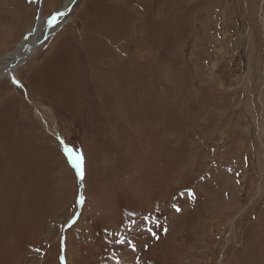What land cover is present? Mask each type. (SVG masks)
Masks as SVG:
<instances>
[{
	"label": "rangeland",
	"instance_id": "1",
	"mask_svg": "<svg viewBox=\"0 0 264 264\" xmlns=\"http://www.w3.org/2000/svg\"><path fill=\"white\" fill-rule=\"evenodd\" d=\"M68 1L0 0V264H264V0Z\"/></svg>",
	"mask_w": 264,
	"mask_h": 264
},
{
	"label": "bare ground",
	"instance_id": "2",
	"mask_svg": "<svg viewBox=\"0 0 264 264\" xmlns=\"http://www.w3.org/2000/svg\"><path fill=\"white\" fill-rule=\"evenodd\" d=\"M68 1V0H67ZM74 1L73 0H69L66 4H65V6L63 7V13H62V15H63V17H64V15H65V13L68 11V9H67V5L68 4H74L73 3ZM62 17V18H63ZM61 19V18H60ZM57 21V20H56ZM52 22V21H51ZM55 23V22H54ZM57 23V25H59L60 23L57 21L56 22ZM51 33V32H50ZM50 33H48V35L47 36H49L50 35ZM35 36V35H34ZM39 37H35L34 38V40H32V41H30V43H29V46H30V48H25L23 45H22V53H20V54H18V55H13V56H10L9 58H8V63L10 64V65H12V64H14L15 62L17 63V62H19L20 60H26L28 57H30L31 55H32V51H33V49H34V47H35V45L37 44V41L39 40L38 39ZM41 38V37H40ZM32 48V49H31ZM6 59V58H5ZM7 64V63H6Z\"/></svg>",
	"mask_w": 264,
	"mask_h": 264
},
{
	"label": "water",
	"instance_id": "3",
	"mask_svg": "<svg viewBox=\"0 0 264 264\" xmlns=\"http://www.w3.org/2000/svg\"><path fill=\"white\" fill-rule=\"evenodd\" d=\"M68 11H69V9H68ZM61 16H62V14H59V15L55 16V17H54V21L57 20V19H58L59 17H61ZM54 21H53V22H54ZM14 64H16V62H15Z\"/></svg>",
	"mask_w": 264,
	"mask_h": 264
},
{
	"label": "snow or ice",
	"instance_id": "4",
	"mask_svg": "<svg viewBox=\"0 0 264 264\" xmlns=\"http://www.w3.org/2000/svg\"><path fill=\"white\" fill-rule=\"evenodd\" d=\"M80 158L79 157H77V160H79ZM177 211H179V209H177Z\"/></svg>",
	"mask_w": 264,
	"mask_h": 264
}]
</instances>
